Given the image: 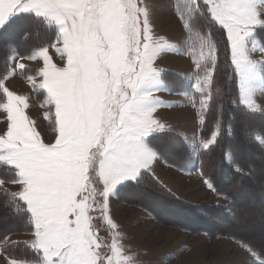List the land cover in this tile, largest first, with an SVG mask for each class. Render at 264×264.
Masks as SVG:
<instances>
[{
  "label": "snow or ice",
  "instance_id": "obj_1",
  "mask_svg": "<svg viewBox=\"0 0 264 264\" xmlns=\"http://www.w3.org/2000/svg\"><path fill=\"white\" fill-rule=\"evenodd\" d=\"M206 11L222 33L230 65L240 85V103L251 110L256 104L252 81L264 58V45L255 29L264 27V0H194ZM21 13L44 17L58 26L53 44L28 56L11 57L12 64L0 76V163L14 174L10 183L17 191L6 192L11 206L23 208L32 225L27 246L36 258H11L8 264H130L116 233L105 245L94 223L99 213L108 227L118 225L109 216V197L114 188L127 180H137L151 172L157 153L146 143L153 132L165 130L157 109L165 102L157 95L168 91L160 87L158 66L163 53L176 51L163 36H157L150 21V9L142 0H0V29ZM179 19L188 35L186 55L193 65L190 76L201 94L190 97L196 110V124H205V113L213 91V76L219 50L205 33L192 41V28L181 11ZM50 49L59 54L62 64L54 62ZM23 60L37 61L38 81L28 76L32 86L45 94L50 111L45 118L53 122L56 136L46 143L35 121L27 114L28 97L7 86ZM206 71L201 73L204 62ZM186 95V94H185ZM220 134L215 131L199 140L208 150ZM193 134L190 140H197ZM264 144V138H258ZM241 174L242 169H236ZM5 181L0 179V186ZM206 187L217 192L205 179ZM102 185V187H97ZM107 252H102L103 248ZM264 264V257L247 246Z\"/></svg>",
  "mask_w": 264,
  "mask_h": 264
},
{
  "label": "rangeland",
  "instance_id": "obj_2",
  "mask_svg": "<svg viewBox=\"0 0 264 264\" xmlns=\"http://www.w3.org/2000/svg\"><path fill=\"white\" fill-rule=\"evenodd\" d=\"M142 3L146 4L150 9V21L154 33L157 36L165 37L177 49L176 51H166L158 61V66L164 69L160 74V87L168 91L162 90L157 95L165 102V105H173L171 107L163 106L157 109V118L165 125L166 129L150 134L146 138V143L150 146L148 139L152 136H160L168 131L174 132L190 148L191 157L195 161L198 152L202 150L199 140L208 139L212 132L215 131L218 123L215 120V125L211 128L208 137L201 139L196 124V110L191 106L190 100L191 96L199 99L201 94L195 91L194 79L190 76L193 65L190 62V57L186 55L189 47L187 43L188 35L182 26V21L179 19V11L183 13L190 24L193 30L192 41L196 43L199 37L204 34L198 28H195L196 26L193 24L195 14L200 10H204L198 9L194 0H142ZM21 14H32L42 19L45 24L53 27L56 36L51 44L55 42L59 34L57 25L48 24L44 17H38L33 13ZM258 28L263 27H257L255 29V37L259 42L256 34ZM222 38V33L215 26L209 39L215 44L216 39ZM36 50L38 49L33 50L28 55H31ZM50 55L55 63L62 64L59 54L54 49H50ZM14 56L19 55L12 51L9 56V65L12 67H15V65L12 64L10 58ZM254 58L262 59L264 57H261L260 53L257 52L254 54ZM21 62L27 66L25 71L20 73V70L17 69L16 74L10 76L7 80V86L18 94L28 97L29 107L26 110L27 114L35 121L37 131L40 132L44 141L51 143L55 139L56 132L53 122L45 118V113L50 111V108L44 103L45 94L34 89L31 81L28 79V76H33L38 81L37 71L40 63L31 60H23ZM229 63L230 61H228V65ZM207 64L208 62L205 61L202 65V74L206 71ZM262 64L258 65V78L256 77L252 81V89L255 102L260 107L257 110L264 111V77L262 75ZM230 69L236 77L240 97L238 77L232 66ZM257 79L259 80L256 83ZM245 107L247 108V106ZM253 112L256 111L253 110ZM262 114L264 113L262 112ZM2 120L3 114L0 113V121ZM3 126L0 123V128H3ZM198 133L197 140H190L193 134ZM258 138L260 137L255 136L254 139L264 147V144ZM153 150L155 151V149ZM157 155L158 158L153 160L151 164V172L144 171L137 180H127L118 184L110 195L109 216L118 225L116 230L110 229L106 221L100 218L98 212L93 213L97 217L94 223L99 229V235L103 243L110 245L115 234L119 233L115 238L122 245L124 255L132 257L130 264H257L256 257L247 250V247L243 243L233 240L226 235L210 238L203 229H192L190 231L189 229L162 222L155 218L153 213L157 211V213L163 214L168 219L183 220V215L186 212L177 209L178 207L174 205H159V210H156L157 208L155 207L150 208L149 206V210L153 212L150 213L143 206L121 198L120 195L122 193L119 190L129 184V182L140 183L145 182L147 179H152L160 183L165 190L186 202V204L195 206H218L227 203L226 197L206 187L205 178L197 166L193 165L188 168H179L165 162L158 153ZM226 159L230 162L231 156L227 154ZM256 173L264 174V169L258 168ZM2 186L10 192L18 190V187L10 182H5ZM97 187H102V185H98ZM246 206L247 213L242 216L245 215L246 220L250 221L252 218L248 215L254 213V218L250 221L245 233L248 234L247 236L251 235L250 238L254 242H264V221H262V218H264V205L261 202L255 203L254 201H250ZM192 221L188 220L187 223L189 224ZM246 222L244 220L243 225ZM186 227L188 226L186 225ZM30 239L31 232H19L8 235L3 243L0 244V264H8L11 258H15L5 255L1 250L2 246L17 241L27 246V241ZM101 251L107 252L108 249L105 247Z\"/></svg>",
  "mask_w": 264,
  "mask_h": 264
},
{
  "label": "trees",
  "instance_id": "obj_3",
  "mask_svg": "<svg viewBox=\"0 0 264 264\" xmlns=\"http://www.w3.org/2000/svg\"><path fill=\"white\" fill-rule=\"evenodd\" d=\"M193 24L203 34L208 33L209 37L215 29L214 22L201 10L195 14ZM256 34L261 45H264V27L258 28ZM55 36L53 27L32 14H20L11 18L6 29H0V76L7 72L12 51L19 56H27L35 49L51 45ZM215 44L219 50L213 76L215 90L209 100L205 124L199 133L201 139L207 138L216 120L220 127L216 143L208 150H200L195 161L191 157L190 148L174 132L152 136L148 143L165 162L179 168L197 166L202 176L213 184L217 193L226 197L227 203L218 206L186 204L152 179L140 183L129 182L119 192L125 194H121V198L143 206L150 213L153 212L149 210V206L159 210V205H174L186 212L183 220L168 219L157 211L153 213L155 218L190 231L203 229L210 238L226 235L246 247L251 246L260 257H264V242H254L251 235L247 236L245 233L254 213L248 215L252 218L250 221L246 220L245 215L242 216L247 213L246 205L250 201L264 205V174L256 173L259 167L264 169V147L254 139L255 136L264 138V114L253 112L240 103L237 80L230 69V63L229 68L228 56L226 59L227 47L224 38L216 39ZM262 75L264 77V63ZM227 154L231 156L230 162L226 159ZM237 168L242 169L244 174L238 172ZM13 178L11 168L0 163V179L10 182ZM0 188L10 193L5 187ZM188 220L193 221L188 224ZM244 220L247 222L243 225ZM31 230L32 225L28 223L23 208L17 210L15 206L12 207L9 197L4 195V191H0V244L10 234ZM1 250L5 255L15 258H36L35 252L19 241L2 246Z\"/></svg>",
  "mask_w": 264,
  "mask_h": 264
},
{
  "label": "crops",
  "instance_id": "obj_4",
  "mask_svg": "<svg viewBox=\"0 0 264 264\" xmlns=\"http://www.w3.org/2000/svg\"><path fill=\"white\" fill-rule=\"evenodd\" d=\"M257 78H258V76H257ZM260 79V78H259ZM259 79H257V81H256V83L258 82V80ZM238 85H239V81H238ZM239 87H240V85H239ZM246 106V105H245ZM251 110V109H250ZM253 111V110H252ZM256 112H258V113H264V111L263 110H255Z\"/></svg>",
  "mask_w": 264,
  "mask_h": 264
},
{
  "label": "bare ground",
  "instance_id": "obj_5",
  "mask_svg": "<svg viewBox=\"0 0 264 264\" xmlns=\"http://www.w3.org/2000/svg\"><path fill=\"white\" fill-rule=\"evenodd\" d=\"M262 165V164H261ZM258 166V165H257ZM264 167V166H263ZM260 168V167H259ZM258 244V243H257Z\"/></svg>",
  "mask_w": 264,
  "mask_h": 264
}]
</instances>
